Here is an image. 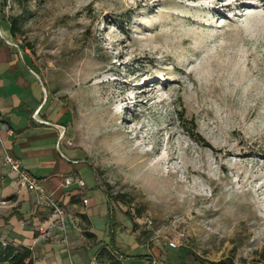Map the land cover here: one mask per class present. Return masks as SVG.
I'll return each mask as SVG.
<instances>
[{"label": "rangeland", "instance_id": "obj_1", "mask_svg": "<svg viewBox=\"0 0 264 264\" xmlns=\"http://www.w3.org/2000/svg\"><path fill=\"white\" fill-rule=\"evenodd\" d=\"M229 2L0 4L64 111L58 146L92 168L91 204L108 207L93 231L115 241L112 255L122 241L157 248L167 264H264V0ZM165 149L175 160L157 180L150 168ZM10 229L0 218L4 243ZM94 263L104 264L97 253Z\"/></svg>", "mask_w": 264, "mask_h": 264}, {"label": "crops", "instance_id": "obj_2", "mask_svg": "<svg viewBox=\"0 0 264 264\" xmlns=\"http://www.w3.org/2000/svg\"><path fill=\"white\" fill-rule=\"evenodd\" d=\"M0 34L3 37L0 39V121L12 131L9 135L6 129L0 130V201H6L0 209V218L3 224L11 227L8 240L13 245L27 247L33 264H98L94 259L101 247L116 251L115 241H112L111 250L93 231L94 216L108 213V207H98V212L91 204L89 192L94 186L86 168L88 161L80 160L72 147L64 145V152L58 146V127L65 128L64 138L69 134L66 135L67 127L61 125L64 111L48 99L43 79L31 70L19 49L7 44L14 41L8 23L1 17ZM63 141L59 145L64 144ZM4 151L20 160L24 169L37 179L39 187L60 202L65 213L64 233L56 227L52 238L34 243L37 228L49 225L47 212L36 207L33 193L18 190L14 175L2 163ZM92 175L96 180L93 171ZM67 177L81 180L84 186L65 187L63 183ZM104 198L108 203L105 194ZM83 199L87 200L86 205ZM81 216L86 217L87 226ZM85 231L93 233L96 241L88 242L83 234ZM118 249L123 251L116 253L122 264H167L162 252L155 247L145 250L138 242L125 244L121 241Z\"/></svg>", "mask_w": 264, "mask_h": 264}, {"label": "built area", "instance_id": "obj_3", "mask_svg": "<svg viewBox=\"0 0 264 264\" xmlns=\"http://www.w3.org/2000/svg\"><path fill=\"white\" fill-rule=\"evenodd\" d=\"M0 39L3 40L2 35L0 34ZM8 45L18 48L19 46L15 42H7ZM33 118L36 119V115H33ZM6 129L0 121V130ZM9 135L12 134L10 129H6ZM65 128L58 127V139L61 142L64 139ZM70 144V142H67ZM3 165L9 170L10 173L14 175V178L17 183L18 190L25 189L35 195V204L37 208L43 209L47 212L46 218L48 222V226L44 227L43 225L37 228V237L34 240V243L41 240L45 241L49 238H52L53 229L58 228L61 233H64V225L62 223V219L64 216V209L60 205V203L51 195L46 193L43 189H41L38 185L37 179L27 170L24 169L20 160L12 157L8 152L4 151L2 156ZM74 184H77L79 187H83L84 183L76 178L67 177L64 179L63 185L65 187H70ZM82 203L86 205L87 200L83 199ZM5 204L4 202H0V205ZM3 245H5L3 243ZM168 246L172 249L177 248V244L173 241L168 243Z\"/></svg>", "mask_w": 264, "mask_h": 264}, {"label": "trees", "instance_id": "obj_4", "mask_svg": "<svg viewBox=\"0 0 264 264\" xmlns=\"http://www.w3.org/2000/svg\"><path fill=\"white\" fill-rule=\"evenodd\" d=\"M7 0H1V5L3 6ZM9 29L12 37H15L20 31L19 19L17 17L11 18L9 21ZM200 141V138L196 136ZM129 216L128 213H126ZM82 221L85 226L88 225V221L85 216H81ZM84 236L92 240V242L96 241V237L93 233L85 231L83 232ZM0 241V264H33L31 251L24 246H16L12 243H4ZM97 258L100 259L104 264H122L115 255L111 254V251L106 249L105 247H101L97 252ZM206 264H232L229 260L223 261H207ZM259 264V263H255Z\"/></svg>", "mask_w": 264, "mask_h": 264}, {"label": "bare ground", "instance_id": "obj_5", "mask_svg": "<svg viewBox=\"0 0 264 264\" xmlns=\"http://www.w3.org/2000/svg\"><path fill=\"white\" fill-rule=\"evenodd\" d=\"M235 2H240V0H234V2H232L231 4L235 3ZM230 2L228 4V7L229 5H231ZM144 86H146L147 88L150 86L149 84L145 83ZM136 97V96H135ZM129 99H132V98H129ZM171 143V142H170ZM175 160V157L174 155L170 154L169 151L167 152V150L165 149V153L164 155L160 156L157 161L153 162L150 170L155 172L156 175L159 177V178H156L157 180H163V174H162V164H168L169 162H173ZM165 179V178H164Z\"/></svg>", "mask_w": 264, "mask_h": 264}]
</instances>
